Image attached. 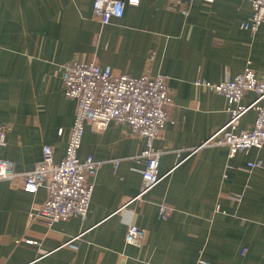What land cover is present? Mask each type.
I'll return each instance as SVG.
<instances>
[{
  "label": "crops",
  "instance_id": "obj_1",
  "mask_svg": "<svg viewBox=\"0 0 264 264\" xmlns=\"http://www.w3.org/2000/svg\"><path fill=\"white\" fill-rule=\"evenodd\" d=\"M94 2L0 0V158L31 171L50 146L62 160L77 101L64 93L61 67L94 62L167 78L174 106L154 143L164 178L136 198L144 139L126 123L87 125L79 157L102 163L87 217L50 225L38 216L45 187L32 194L0 181V264H264V148L230 157L227 146L205 145L231 115L224 96L195 85L234 79L249 65L264 74V24L243 28L252 0H140L108 25L94 17ZM255 98L249 92L242 103ZM256 118L248 111L239 130ZM161 205L172 208L168 220ZM130 224L146 232L141 247L126 242Z\"/></svg>",
  "mask_w": 264,
  "mask_h": 264
},
{
  "label": "built area",
  "instance_id": "obj_2",
  "mask_svg": "<svg viewBox=\"0 0 264 264\" xmlns=\"http://www.w3.org/2000/svg\"><path fill=\"white\" fill-rule=\"evenodd\" d=\"M139 1L95 0L93 15L102 24L108 25L114 18L124 15L126 4L138 5ZM168 1L173 7L193 0ZM204 2L212 4L215 0ZM252 6L251 20L243 24V28L254 32L264 24V0H252ZM61 70L65 95L77 101L74 125L62 160L55 163L50 146L44 147L43 159L31 171H17L14 162L0 158V181H9L13 186L22 185L26 192L32 194L46 188L48 196L38 216L48 220L50 225L72 217L85 219L88 215L94 190L90 179L98 174L102 163L93 156L85 160L79 157L87 125L103 131L112 121L126 123L133 135L144 139L145 148L139 155L143 164V184L138 198L164 178L160 174L162 152L155 148L154 143L163 137L170 109L174 106L167 78L161 74L131 77L115 73L110 66L102 68L94 62L82 61H69L62 65ZM195 85L224 96L231 115L229 122L205 145L227 146L230 157L239 152L249 153L254 148H264V74H258L249 65L234 79L217 84L197 80ZM249 92H253L256 98L250 105H243L242 101ZM251 109L257 113L254 127L239 130L241 118ZM6 135V127L0 125V146L5 143ZM259 166L261 162L249 165L250 168ZM171 213V207L161 205V219L168 220ZM145 241L146 232L130 224L126 242L141 247ZM195 264L209 263L199 260Z\"/></svg>",
  "mask_w": 264,
  "mask_h": 264
}]
</instances>
